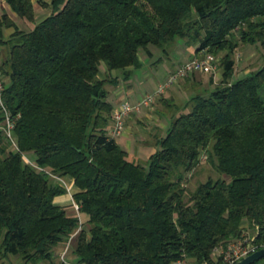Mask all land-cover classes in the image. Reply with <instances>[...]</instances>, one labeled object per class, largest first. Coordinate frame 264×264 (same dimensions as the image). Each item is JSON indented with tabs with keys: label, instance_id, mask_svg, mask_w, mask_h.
I'll return each instance as SVG.
<instances>
[{
	"label": "trees",
	"instance_id": "1",
	"mask_svg": "<svg viewBox=\"0 0 264 264\" xmlns=\"http://www.w3.org/2000/svg\"><path fill=\"white\" fill-rule=\"evenodd\" d=\"M4 1L34 23L32 0ZM49 1L51 14L29 32L0 15L3 101L18 149L4 139L0 111V260L55 264L76 232L71 256L82 264H212L214 249L229 243L264 248V56L234 81L231 58L239 42L264 51V0ZM177 39L225 53L221 80L189 100L140 163L110 136L117 104L98 75L121 70L127 82L142 68L139 50L150 57L149 46L165 52ZM22 155L73 179L78 215L54 204L65 190ZM202 157L228 180L189 191L182 182Z\"/></svg>",
	"mask_w": 264,
	"mask_h": 264
},
{
	"label": "rangeland",
	"instance_id": "2",
	"mask_svg": "<svg viewBox=\"0 0 264 264\" xmlns=\"http://www.w3.org/2000/svg\"><path fill=\"white\" fill-rule=\"evenodd\" d=\"M48 1V0H47ZM34 8V23H28L25 20L18 18L16 15L12 14L9 10L7 14L10 19L16 24L17 28L23 32L31 31L34 26L49 16L51 14V8L46 3L41 0H33ZM7 5L4 0H0V15L6 12ZM234 36L239 40V31L234 32ZM5 37L8 35L6 33ZM150 51V57H148L143 50H139L138 58L142 62V68L133 71V76L131 82L134 86V95L130 96L127 94V89L124 84L123 71L115 70L111 72H105V68L102 67L99 79L105 80L106 85L104 89L108 93L107 101L115 103L113 111L122 103L129 102L134 103V98H143L145 95H154L157 85L163 83L168 75L175 71V69L181 64L187 62L188 60L201 56L202 51L196 52L197 44L193 41L175 40L170 46L165 47V52L158 50L153 46L148 47ZM2 56H0V64L4 60V52L2 51ZM225 53H219L216 55L217 59H221ZM264 51L259 45H244L239 42L238 47L234 50L231 58L235 61V72L232 81L241 79L250 73L258 70L263 65ZM219 62V61H218ZM176 67V68H175ZM115 77V78H113ZM194 77V78H193ZM221 80V70L218 68L214 73L211 74H199L187 76L183 81H178L174 86L167 89L163 95L156 97L154 102L145 110L139 114H132L130 117L133 118V122L127 121L124 125V130L126 124L132 125L134 129L133 140L139 143L136 147L138 149H143L142 152H137V162L144 163L147 159L151 150H155V145L159 139L165 137L166 130L173 118L182 113L189 112L191 106L189 100L194 96H206L208 91H211L220 83ZM121 91L120 95L113 96L116 91ZM169 104V106L167 104ZM112 111V112H113ZM146 113L152 118L145 119L140 117ZM138 116L140 118H135ZM129 117V118H130ZM131 121V120H130ZM111 133V131L109 130ZM123 135V134H122ZM121 137V136H120ZM119 137H117L118 139ZM144 141H140V139ZM116 140V139H115ZM141 145V146H140ZM132 147V146H131ZM140 151V150H139ZM134 155L132 148L130 150L129 158ZM217 180L228 178L219 175L215 169L207 163L203 157L201 158L200 165L195 169L194 172L185 175L183 180V187L189 191H194V189L201 183H205L207 180ZM55 183V180L54 182ZM186 199V198H184ZM187 200V199H186ZM76 213L74 212V215ZM245 235L252 234L248 226L244 223ZM243 234V235H244ZM64 248V247H62ZM264 249V248H261ZM259 249V250H261ZM72 247H70L69 254L66 256L68 260H74L71 256ZM258 251V250H257ZM9 264H15V257L10 256ZM55 264H60L58 259L53 258ZM17 263H21L20 260L16 259ZM5 262L7 259L0 260V264ZM192 263V261H191ZM45 264V263H41ZM193 264V263H192Z\"/></svg>",
	"mask_w": 264,
	"mask_h": 264
},
{
	"label": "built area",
	"instance_id": "3",
	"mask_svg": "<svg viewBox=\"0 0 264 264\" xmlns=\"http://www.w3.org/2000/svg\"><path fill=\"white\" fill-rule=\"evenodd\" d=\"M219 59L214 57L211 54L203 53L199 57H194L187 62L178 66L174 72H172L166 80L157 85L156 91L154 95H145L141 98L137 103L130 104L129 102H122L113 112H112V121H113V128L110 133L112 138H117L122 136L124 132V125L126 118L130 117L132 114H138L141 112L143 108H148L155 100L156 97H159L164 94V92L174 86L178 81L182 80L183 78L190 76L192 74H211L214 73L217 69V63ZM3 91L4 86L2 80L0 78V111L4 116V124L2 127L3 135L5 141L13 147L15 150L18 151L16 142L13 136L14 130V122L6 109L3 101ZM23 161L34 167L37 168L39 171H44L38 167H36L32 162L28 160L25 155H22ZM205 159V158H204ZM48 174L51 178L55 181H59L60 177H54L50 172L44 171ZM71 197V196H70ZM71 207L73 208L76 215L79 212V205L76 204L72 197H71ZM72 234L67 241L64 250L59 257L60 264H82L77 262L76 260H66L65 256L69 251L70 245L72 240L74 239L75 235ZM259 250L255 247L249 239L239 240L234 243H229L223 248H216L212 252L211 255V262L212 264H236L241 259L251 255L252 253ZM174 264H192L191 261L187 258H183L181 260L176 261Z\"/></svg>",
	"mask_w": 264,
	"mask_h": 264
},
{
	"label": "crops",
	"instance_id": "4",
	"mask_svg": "<svg viewBox=\"0 0 264 264\" xmlns=\"http://www.w3.org/2000/svg\"><path fill=\"white\" fill-rule=\"evenodd\" d=\"M42 2H44V3H46L47 5H49L50 4V1L48 0H41ZM32 4H33V0H32ZM34 5V4H33ZM6 14H8L9 13V8L7 7L6 8V12H5ZM13 32V29H9V30H6L5 31V33H4V37H5V35H6V33H7V35L9 36L11 33ZM6 38V37H5ZM142 63V62H141ZM142 66H143V64H142ZM176 68V67H175ZM133 72V71H132ZM132 76H133V74H132ZM132 76H131V78H132ZM113 78H115V77H113ZM124 84H125V87H126V89H127V94H129L130 96L132 95H134V86H133V83L131 82V79L129 80V81H125L124 82ZM116 94H114L113 96H116V98H117V96L118 95H120V93H121V91H116L115 92ZM140 100V98H138V97H135L134 98V103H131V104H135V103H137L138 101ZM146 108H143L142 110H141V112L143 111V110H145ZM140 112V113H141ZM139 114V113H138ZM141 118L143 117L144 118V120L145 119H148V118H152L153 116H149V115H147L146 113H143V115H141L140 116ZM140 117H138V116H135V118H140ZM131 120V121H130ZM127 121V123L128 122H130V123H132L133 122V118L132 117H128V118H126V120H125V122ZM127 126H125V130H124V132H123V135L121 136V137H119L118 139L117 138H115L116 140V143L124 150V151H126L127 153H128V155L130 154V150H131V148H132V151H133V153H134V155L132 156V157H134V158H132V159H134V160H137V158H139V157H137V152H142L143 151V149H138L136 146L139 144V143H136V142H134V140H133V137H135L134 136V129H133V127H132V125H128V124H126ZM112 131V130H111ZM140 141H144L142 138L140 139ZM132 146V147H131ZM139 146V145H138ZM141 146V145H140ZM140 150V151H139ZM154 152V150H151V152H149L148 153V155L146 156V159L152 154ZM137 157V158H136ZM55 183L57 184V185H59V186H61L64 190H65V192H66V194L65 195H63V196H60V197H57V198H55L54 199V204L56 205V206H59V207H62V208H65L66 209V211H67V214L68 215H70V216H74V210H73V208L71 207V197L77 192V189L75 188V186H74V181H73V179H71L70 177H68V176H65V177H60L59 178V181H55ZM71 196V197H70ZM76 215V214H75ZM79 218H80V222L82 223L83 221H85L84 220V218L82 219L81 218V216L79 215ZM63 250H64V248H62V247H59L58 249H57V252H56V254H55V256H54V258L55 259H58V261L60 260V256H61V254H62V252H63ZM69 254V252L66 254V256ZM66 256H65V259H66ZM66 260H68V259H66ZM72 260V259H71ZM70 260V261H71ZM15 264H31V263H29V262H25V261H21V263H17V261L15 260ZM5 262H3V263H1V264H4ZM60 263V262H59ZM6 264H9V259L7 260V263ZM39 264H41V263H39ZM45 264H47V263H45Z\"/></svg>",
	"mask_w": 264,
	"mask_h": 264
},
{
	"label": "water",
	"instance_id": "5",
	"mask_svg": "<svg viewBox=\"0 0 264 264\" xmlns=\"http://www.w3.org/2000/svg\"><path fill=\"white\" fill-rule=\"evenodd\" d=\"M263 258H264V249H261L241 259L236 264H254Z\"/></svg>",
	"mask_w": 264,
	"mask_h": 264
}]
</instances>
